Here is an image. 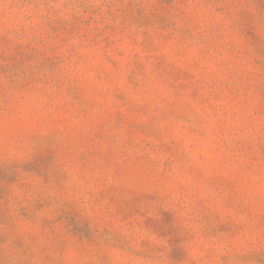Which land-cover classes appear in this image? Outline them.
Returning <instances> with one entry per match:
<instances>
[{"label": "clouds", "instance_id": "1", "mask_svg": "<svg viewBox=\"0 0 264 264\" xmlns=\"http://www.w3.org/2000/svg\"><path fill=\"white\" fill-rule=\"evenodd\" d=\"M0 264H264V0H0Z\"/></svg>", "mask_w": 264, "mask_h": 264}]
</instances>
